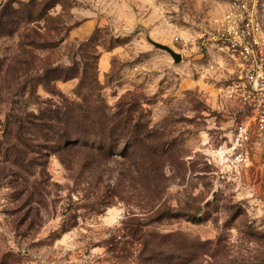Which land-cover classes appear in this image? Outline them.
I'll use <instances>...</instances> for the list:
<instances>
[{
  "label": "rangeland",
  "instance_id": "1",
  "mask_svg": "<svg viewBox=\"0 0 264 264\" xmlns=\"http://www.w3.org/2000/svg\"><path fill=\"white\" fill-rule=\"evenodd\" d=\"M63 1L67 7L55 6L51 18L0 35V121L16 106L34 113L44 107L41 100L52 95L41 86L30 91L45 65H91L96 58L108 104L140 98L176 162L158 180L118 153L86 166L83 155L64 164L53 155L41 203L26 204L27 193L0 183V264H141L145 246L127 229L136 221L160 237L179 233L188 243H211L214 256L199 264H264V136L253 139L246 166L221 161V147L231 146L247 111L227 95L238 77L235 61L201 42L219 33L234 2L264 24V0ZM149 37L183 60L174 62ZM32 40L55 46L26 44ZM55 85L76 98L77 78ZM163 211L183 218L157 219ZM193 216L200 222L187 220Z\"/></svg>",
  "mask_w": 264,
  "mask_h": 264
},
{
  "label": "trees",
  "instance_id": "2",
  "mask_svg": "<svg viewBox=\"0 0 264 264\" xmlns=\"http://www.w3.org/2000/svg\"><path fill=\"white\" fill-rule=\"evenodd\" d=\"M64 2L9 0L0 6V35L51 18L49 13L55 6L67 7ZM26 44L42 50L55 46L38 40ZM82 64L76 61L69 66L42 67L33 78L30 94L33 96L41 86L52 97L41 100L44 107L37 113L16 106L5 121H0V183L8 181L14 189L27 193L26 204L41 203L49 179L47 165L53 155L63 164L67 157L83 155L86 166L99 165L101 159L118 153L143 176L154 175L158 180H163L165 169L176 162L165 135L150 128L140 98L125 96L114 106L109 105L102 95L96 58L91 65L85 61ZM74 78L78 79L76 98H69L55 84ZM157 216L183 218L179 211H163ZM187 220L200 222L196 216ZM134 223L127 229L145 246L139 257L141 264H199L204 257L214 256L209 242L188 243L179 233L160 237L155 232L147 233L143 223Z\"/></svg>",
  "mask_w": 264,
  "mask_h": 264
},
{
  "label": "built area",
  "instance_id": "3",
  "mask_svg": "<svg viewBox=\"0 0 264 264\" xmlns=\"http://www.w3.org/2000/svg\"><path fill=\"white\" fill-rule=\"evenodd\" d=\"M202 45L215 46L236 63L237 79L227 86L228 97L241 103L246 117L237 122L231 146L221 147L220 159L233 168L251 161L253 139L264 136V24L254 10L234 2L225 13L219 33L201 37ZM34 264H61L58 260H36Z\"/></svg>",
  "mask_w": 264,
  "mask_h": 264
},
{
  "label": "water",
  "instance_id": "4",
  "mask_svg": "<svg viewBox=\"0 0 264 264\" xmlns=\"http://www.w3.org/2000/svg\"><path fill=\"white\" fill-rule=\"evenodd\" d=\"M149 39H150V37H149ZM150 40L156 48L162 49V50L166 51L167 53H169L170 56L173 58L174 62L179 63L183 60V55L180 52H177L176 50H174L171 46L156 42L152 39H150Z\"/></svg>",
  "mask_w": 264,
  "mask_h": 264
}]
</instances>
